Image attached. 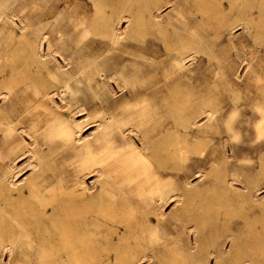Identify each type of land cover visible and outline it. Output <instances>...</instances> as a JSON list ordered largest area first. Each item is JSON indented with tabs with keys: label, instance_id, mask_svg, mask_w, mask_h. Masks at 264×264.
<instances>
[{
	"label": "bare ground",
	"instance_id": "obj_1",
	"mask_svg": "<svg viewBox=\"0 0 264 264\" xmlns=\"http://www.w3.org/2000/svg\"><path fill=\"white\" fill-rule=\"evenodd\" d=\"M190 2L117 0L109 5L111 10L97 3L90 21L85 11H73L69 26L81 34L66 40L46 38L45 47V40L30 41L24 33L21 66L15 61L18 55L8 56L0 47V264H258L264 224L251 232L257 252L248 250L244 241L247 205H260L256 182L241 162L230 169L232 157L243 159L235 151L236 143H231L233 153L224 150L220 159L215 144H210L230 130L240 141L244 126L237 118L216 117V108L199 106L185 112L177 58L184 60L189 52L206 48L205 37L191 26L199 20L189 17L184 7L220 26L249 25L255 21L245 5L263 10L264 0ZM163 5L174 14L164 16ZM146 24L160 37L126 42ZM21 25L23 30L28 27L23 20ZM189 27L191 33L185 35ZM89 33L99 37H88ZM137 82V91L145 94L139 101L135 95L137 108L110 111L103 89L113 83L134 88ZM164 88L169 111L152 113L146 91ZM135 89L119 98L133 96ZM220 143L225 144L222 139ZM201 163H210L211 170H201ZM210 174L219 181V189L207 196L190 177ZM192 198L199 201L190 203ZM171 201L179 207L168 215L165 207ZM233 214L237 219L231 223ZM186 231L189 235L183 238ZM213 231L225 233L227 239L204 255L202 249L214 240ZM168 253L172 261L163 259Z\"/></svg>",
	"mask_w": 264,
	"mask_h": 264
},
{
	"label": "rangeland",
	"instance_id": "obj_2",
	"mask_svg": "<svg viewBox=\"0 0 264 264\" xmlns=\"http://www.w3.org/2000/svg\"><path fill=\"white\" fill-rule=\"evenodd\" d=\"M66 1L67 0H47V1L45 0H0V11H1L0 12V47L6 48V55L11 56V57L18 55V59H16L15 61L17 65L21 66L22 64H24V61H23L24 59L22 58V56H24L25 52L20 51V47H21V44L24 43L25 38L29 39L28 37H30V41L33 38H36V41L45 40L44 45H43L45 47H46V38H55V40L59 39V37L62 40H66V38L69 39L71 37L75 38L79 36L81 32L75 31L74 29H72L73 27L70 28L69 26V22H71L70 20H71L73 11H85L87 13L86 17L90 18L89 19L90 21L91 18L93 17V14L95 13V5L97 3L104 4L103 6H105L107 10H111V6L109 5H113V4L115 5V3L117 2V0H68L69 1V2L67 1L68 3H66ZM184 1H185V4H188V6L191 4L190 2L191 0H184ZM245 7L247 11L248 10L250 11L249 16L251 17L252 21H255V22L249 23V25L240 23V22L239 23L234 22L231 25L232 27L230 25L220 26L218 21H216L215 19H212V21L211 20L207 21L205 19L202 20L203 18H201L200 13L198 11L195 12V9L194 10L190 9L187 11V8L189 9V7L187 6L184 7V11L186 12V14H189V17H191L192 19L197 18L199 20L198 21L197 19H195L196 21L195 20L194 21L195 22L198 21L197 23H199L200 25L194 24L193 22L191 26H193L192 29L196 28L197 30L199 29V31L201 30L199 32V31H196V29H194L198 33L197 35H199L202 38L205 37L204 40L206 42L203 43V46L206 48H204V50L201 49V51H191L189 52V54L186 56L184 60L180 61L179 58H177V60H179L178 69L180 68L179 69L180 71L179 86L182 92L184 93V99H185L184 103L187 102L185 103V105L187 104L185 106V112H194L195 109L198 108L199 106L203 108L205 107V109L215 110L216 108V111H215L216 117L237 118V119H240V121L242 122V125L244 126V131L242 132V137L240 141L238 138L233 136V131L230 130L228 133H222V134L216 135V137L213 139V141H211L210 144L211 145L215 144V147L217 148L216 150L218 151L217 155H218V158L220 159L221 154L223 153L224 150L227 151V154H232L233 151H231L232 150L231 143L232 142L236 143L235 149H237L238 151L237 150L235 151L238 152L240 158L241 159L243 158V159L241 161H238L236 157H232L231 160L229 161L230 169L235 170L236 164L238 162H239L238 164H240L241 162L245 166L248 177L253 179L254 183L256 182L257 189H255L254 194H255L256 199L260 202V205L253 207L254 203H251V202H249L247 205L249 206L250 209L247 210L248 211L247 213L249 215L247 231H246L247 238L245 237L244 239L245 243L247 244L248 250L256 251L254 247L256 246V241H255L256 239L252 237L251 232L255 231V229L259 227L261 229V225L264 224L263 223L264 220L260 222L261 219L264 218V213H263L264 212L263 211L264 210V166H263V162H264V97H263L264 96V16L262 15L263 16L262 17L259 15L261 12L264 14V9L263 10L258 9L259 11H257L256 7L252 8L251 4H248V3L245 5ZM161 10L164 16L166 17L173 13L171 8L167 7L166 5H163ZM225 10L228 12L229 9L227 8ZM191 11H193L192 12L193 14L191 13ZM235 11H236L235 9H232L229 12L234 14ZM197 14H198V17H197ZM7 16H9V18ZM15 16L17 18H15ZM21 20L25 21V23L28 24V27L26 28V30H23L21 28L22 27ZM43 21H47L48 23L47 22L45 23ZM126 24H127L126 20H122L121 26L125 27ZM147 25L148 24H146V27L143 26L142 28H140L139 32L136 35L133 34L132 37L127 38L126 42H131V43L133 42L137 44L138 43L136 41L137 39H144V38L145 39H156L157 37H160V34H158V32L156 31L154 27L149 26V25L147 27ZM29 26H31L32 29ZM179 27L181 31L182 29H184V25H180ZM82 28H83V25H79V29H82ZM207 28H209L208 33L210 35L207 34L206 32ZM59 29H61L63 32H57L59 31ZM70 29H72L73 31L71 30L72 31L71 32ZM169 29H172V25L169 26ZM50 30H53L52 33H50ZM144 30L146 31L144 32ZM202 30H205V31H202ZM190 31L191 30L189 27L188 31L183 30V33L185 35H189L191 33ZM30 32L31 33L33 32V36ZM152 32H155V33H152ZM24 33H25V38L22 39L23 38L22 35ZM144 33L146 35H144ZM169 33H168L169 34L168 36H169V39L171 38L170 41L174 42L175 34L171 30L169 31ZM202 33H204L205 36ZM211 35L212 37H210ZM87 36L94 37V38L99 37L92 33H89ZM142 36H145V37L143 38ZM209 41H212L214 45ZM59 46H61V44H59ZM173 53L178 56V53H176L175 51ZM192 54H194L195 56ZM191 55L194 58H192ZM187 57H190V58H187ZM167 65L169 67L168 69L170 72L171 68L168 63ZM20 70L23 71L24 66L21 67ZM183 73H184V76H183ZM144 82L143 81H141V83L137 82L135 84L136 89L135 87L134 88L128 87V88L122 89V88H119L116 85V83H113V86L110 89L108 87H105L106 90L103 89L102 93H103V97L106 100L108 99L106 103H108L107 107L109 109H112L110 111L119 114V113L125 112L127 106L134 105L133 109L137 108V104H136L137 101L141 100V98L145 96L144 93L140 94V92H138L137 89H138V86L140 84H144ZM181 85L183 86L181 87ZM134 89H135V94L133 96L129 97V95H127L125 96L126 98L125 97L119 98L122 93L128 92V91H134ZM184 89L186 90L184 91ZM146 92H148L146 94H148L149 96L148 98L149 100H147V103L149 104L152 113L154 112L166 113L169 111V108H170L169 103L166 102L167 101L166 96L168 92L167 88H164L160 92H153L151 90H147ZM112 94L115 96H112ZM135 95L137 98L135 97ZM233 97H235L236 100L233 99ZM135 98L137 101L135 102V104H133L135 101ZM130 100L131 102L129 104L128 101ZM160 102L161 104H159ZM233 103H236V104H233ZM0 104H1V101H0ZM254 104L256 105L254 106ZM207 105H208V108L206 107ZM116 109L119 111L121 110V111L119 112ZM202 116H204V114L200 115V117ZM81 118L82 117H79V119ZM259 126L262 127V130L260 129ZM226 128L228 129V127H222V130H227ZM93 129L94 127H91L90 129H87L84 132L85 134H88ZM221 139L223 140L225 144L220 145ZM200 169L204 170L205 172H207L208 170L209 172L211 170L210 163H201ZM181 173H184V171ZM28 174H30V170L24 172L21 178H25ZM210 175L211 176L204 177L203 179L195 177V175L191 176L192 178L190 177V179L193 180V183H196L195 186L197 187V190L199 192L203 191L201 194L207 195V196H211L213 193L218 191L216 189H219L217 186L219 184V181L214 179L212 174ZM203 195L202 196L199 195L196 197L204 198ZM195 201H199L198 198L190 199V203H194ZM170 203H168L165 207V212L168 215H170L173 210H176L179 207V205H176L174 201H171ZM188 213L196 214L198 213V211L192 210V212H189L188 210ZM236 219H237L236 215L233 214L231 223H233ZM257 219L258 220L260 219V221L256 222ZM189 232L190 231H186L182 233V237L187 238V236L189 235ZM211 236H212L211 238H214L212 242L213 244L212 243L206 244V246L202 249V253L204 255H206L210 251L215 250V246H217L220 242L226 241L227 239L225 237V233L222 236H219L215 231H213ZM261 237L262 238L260 240L258 239L259 244H260V246L257 249L258 252L256 251L260 259L258 264H264V231L262 232ZM227 245L226 246L228 248L230 246L229 241L227 242ZM173 257L174 256L172 253H168L165 257H163V259L165 261H172ZM210 258H211V263H212V261H214L213 256L210 255ZM155 261L159 262L158 259H156ZM214 262L212 264H214Z\"/></svg>",
	"mask_w": 264,
	"mask_h": 264
}]
</instances>
